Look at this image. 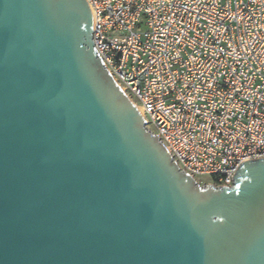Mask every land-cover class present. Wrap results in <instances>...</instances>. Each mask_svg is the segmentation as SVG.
<instances>
[{"label": "water", "instance_id": "water-1", "mask_svg": "<svg viewBox=\"0 0 264 264\" xmlns=\"http://www.w3.org/2000/svg\"><path fill=\"white\" fill-rule=\"evenodd\" d=\"M92 31L87 0H0V264H264V158L196 183Z\"/></svg>", "mask_w": 264, "mask_h": 264}, {"label": "built area", "instance_id": "built-area-1", "mask_svg": "<svg viewBox=\"0 0 264 264\" xmlns=\"http://www.w3.org/2000/svg\"><path fill=\"white\" fill-rule=\"evenodd\" d=\"M91 40L145 128L199 183L264 158V0H87Z\"/></svg>", "mask_w": 264, "mask_h": 264}, {"label": "rangeland", "instance_id": "rangeland-1", "mask_svg": "<svg viewBox=\"0 0 264 264\" xmlns=\"http://www.w3.org/2000/svg\"><path fill=\"white\" fill-rule=\"evenodd\" d=\"M199 183H200V185H202V183H203V185H206V184L211 183V182L209 181L208 177H202L199 179ZM212 186H216V185H212Z\"/></svg>", "mask_w": 264, "mask_h": 264}]
</instances>
